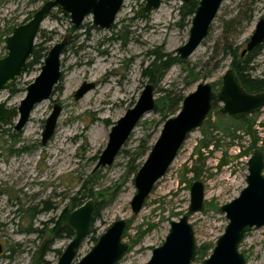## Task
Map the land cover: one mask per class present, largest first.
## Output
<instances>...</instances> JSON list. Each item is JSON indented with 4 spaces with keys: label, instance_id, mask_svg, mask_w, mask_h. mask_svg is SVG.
I'll list each match as a JSON object with an SVG mask.
<instances>
[{
    "label": "rangeland",
    "instance_id": "1",
    "mask_svg": "<svg viewBox=\"0 0 264 264\" xmlns=\"http://www.w3.org/2000/svg\"><path fill=\"white\" fill-rule=\"evenodd\" d=\"M45 2L0 0V57L6 55L5 39L10 30L28 22ZM144 3L124 0L108 29L96 26L92 14L74 28L69 15L58 8L53 10L42 23L35 44L50 50L70 34L62 55V79L51 98L36 105L21 131L14 129L17 108L42 65L21 74L14 92H0V102L16 112L13 118L0 120V264H57L72 237L49 235L50 230L66 207L76 209L89 199L98 212L74 263L90 251L94 237L124 218L130 221L124 237L129 248L118 264H146L153 249L168 235L170 221L188 212L195 180L205 185L204 209L189 216L197 245H215L224 233L228 220L220 208L247 185L251 154H237L252 137L245 128H235L230 116H222L221 104L213 108L210 124L190 133L136 217L131 209L136 193L134 178L165 121L178 113L176 104L167 109V96H186L201 82L221 86L232 61L226 47L231 43L243 51L264 16V0L223 1L208 36L185 62L174 64L156 86L157 107L138 122L115 161L91 175L112 127L136 105L149 83L143 72L155 54L176 56V49L189 37L191 22L189 17L182 19L183 0H163L159 9L140 17ZM249 71L264 76V48ZM85 82H94L95 87L75 99ZM55 104L61 106V113L54 135L44 145L45 121ZM250 120L259 137L257 148L264 151V108ZM236 134L240 138H234ZM87 178L86 187L79 192ZM240 251L246 264H264V227L247 233ZM203 260L195 258L192 264H203Z\"/></svg>",
    "mask_w": 264,
    "mask_h": 264
},
{
    "label": "water",
    "instance_id": "2",
    "mask_svg": "<svg viewBox=\"0 0 264 264\" xmlns=\"http://www.w3.org/2000/svg\"><path fill=\"white\" fill-rule=\"evenodd\" d=\"M163 0H144L139 10L144 17L159 9ZM188 2L191 0H183ZM224 0H199L191 19L187 42L176 49L179 62H185L211 31L217 13ZM124 0H48L26 23L13 28L6 37V55L0 57V92L9 90L19 76L28 70L35 40L44 20L55 8L69 15L74 27L82 25L88 15H93L96 26L110 28L120 12ZM70 40L67 34L61 42L48 51L40 74L27 86L26 96L17 108V121L14 129L19 132L29 122L37 104L48 100L62 79V55ZM264 43V16L259 19L253 34L243 49L242 55ZM95 87L94 82H85L75 93V99L82 98ZM156 86L148 83L142 91L136 105L127 110L112 127L106 148L99 157L91 175L99 168L111 165L131 136L138 122L144 115L157 107ZM221 104L220 112L240 119L255 115L264 108V91L249 92L242 85L235 69L230 67L222 77L218 90L211 82H201L195 91L186 95L177 115L168 118L161 133L151 148L145 162L138 170L134 184L136 193L131 200L133 216L143 209L157 182L163 178L179 150L194 130L203 127L214 108V101ZM61 106L55 104L53 111L45 121L42 143L45 145L54 135ZM14 117V110L0 102V120ZM247 185L233 200L221 206L220 210L228 220L224 233L216 240L210 255L203 264H246V257L240 251V244L247 233L264 227V151L256 148L247 161ZM87 178L80 188L87 185ZM205 206V185L195 180L191 185V204L188 212L178 220L170 221V231L164 242L153 249L146 264H192L198 254L195 231L189 221L190 214L201 212ZM94 201L89 199L80 207L71 210L66 207L49 235L56 236L64 226H68L74 236L64 249L57 264H118L128 252L129 244L124 241L129 220L119 219L102 233L90 251L74 263L77 250L90 234L94 220Z\"/></svg>",
    "mask_w": 264,
    "mask_h": 264
},
{
    "label": "trees",
    "instance_id": "3",
    "mask_svg": "<svg viewBox=\"0 0 264 264\" xmlns=\"http://www.w3.org/2000/svg\"><path fill=\"white\" fill-rule=\"evenodd\" d=\"M47 1V0H44ZM199 0H191L188 2H185L183 6L181 7V15L182 19L185 20L187 17H189L191 22V19L195 13L196 7L198 5ZM14 28V27H13ZM13 28L10 30V33L12 32ZM75 28V27H74ZM40 31V30H39ZM264 48V43L259 44L257 47H255L252 51L247 52L245 55H242V50H240V46H234L233 44L229 43V45L226 47L227 54L231 56V67L235 69L236 73L238 74L240 81L242 85L248 90L249 92H259L264 91V76H254L249 71V66L251 62L261 53V51ZM49 49L46 46H43V44H35L34 49L31 55V58L28 62V69L35 66L36 64H43V61L45 57L48 54ZM156 57L152 61V63L144 70L143 74L145 77L148 78V81L155 86H157L166 72L176 63H178V59L176 56L171 55L170 53L164 54L163 52L161 55L155 54ZM15 83H13L12 87L10 88L11 92H14L16 88L14 87ZM214 88H217L218 85L216 83H213ZM221 85V84H220ZM220 88V86L218 87ZM185 98L184 95L179 96H170L168 95L166 98L167 101V109L171 110L176 104L178 106L176 111H179L182 106L183 99ZM214 108L218 105V101L215 100ZM212 112L209 114L208 119L206 120L205 124L211 123V116ZM256 115V114H255ZM14 116H16V112L14 111ZM226 116V115H222ZM254 115L246 116L240 119H235L230 116V119L232 121V124L235 125V128H245L246 132L252 137V142L248 146H243L240 148V152L237 154L238 157H241L242 155H249L254 152V150L258 147V141L259 137L257 135V131L253 129V122L250 120L251 117ZM190 135V134H189ZM188 135V137H189ZM240 138L239 135H234V138ZM122 150V149H121ZM142 154V152H141ZM225 162L220 163L219 167L222 166V164ZM199 171L197 172V178L199 177ZM93 197V195H91ZM98 210H95L94 212V218L97 215ZM94 221V220H93ZM130 223V221H129ZM130 224L128 225L129 228ZM127 228V230H128ZM127 232V231H126ZM66 234L73 238L74 232L68 227L64 226L61 230V232L58 235ZM126 236V233L124 237ZM95 242L98 238H93ZM214 245L212 243H205L202 246H198V254L196 258H205L209 255L210 251Z\"/></svg>",
    "mask_w": 264,
    "mask_h": 264
}]
</instances>
